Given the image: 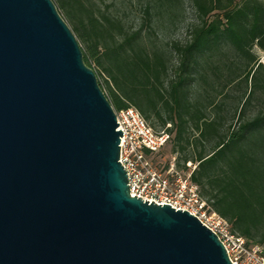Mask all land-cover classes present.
Listing matches in <instances>:
<instances>
[{
  "label": "water",
  "instance_id": "95a60500",
  "mask_svg": "<svg viewBox=\"0 0 264 264\" xmlns=\"http://www.w3.org/2000/svg\"><path fill=\"white\" fill-rule=\"evenodd\" d=\"M52 0H0V264H231L186 211L131 197L121 130Z\"/></svg>",
  "mask_w": 264,
  "mask_h": 264
},
{
  "label": "trees",
  "instance_id": "16d2710c",
  "mask_svg": "<svg viewBox=\"0 0 264 264\" xmlns=\"http://www.w3.org/2000/svg\"><path fill=\"white\" fill-rule=\"evenodd\" d=\"M52 1L113 110L134 108L167 132L172 152L183 155L176 168L193 162L201 197L264 251V0H187L195 22L171 43L158 19L171 21L183 0H142L137 28L92 0ZM223 112L237 127L224 129Z\"/></svg>",
  "mask_w": 264,
  "mask_h": 264
},
{
  "label": "built area",
  "instance_id": "2783aa9c",
  "mask_svg": "<svg viewBox=\"0 0 264 264\" xmlns=\"http://www.w3.org/2000/svg\"><path fill=\"white\" fill-rule=\"evenodd\" d=\"M259 63L264 65V54ZM113 111L119 124L116 131L123 133L119 162L127 174L130 196L149 204L168 205L197 218L221 242L231 264H264L263 249L232 233L228 222L201 197L191 180L196 166L187 163V170L180 171L175 158L164 169L154 163V157L170 142V135L165 131L156 133L134 108Z\"/></svg>",
  "mask_w": 264,
  "mask_h": 264
},
{
  "label": "rangeland",
  "instance_id": "374dc122",
  "mask_svg": "<svg viewBox=\"0 0 264 264\" xmlns=\"http://www.w3.org/2000/svg\"><path fill=\"white\" fill-rule=\"evenodd\" d=\"M94 1L102 11H105L108 9L109 12L113 13L116 17L123 19L128 25H130L133 28H137L139 25L138 21L141 16V8L140 4L142 3V0H139V4H134L132 6L130 4L131 0H92ZM136 3V2H135ZM64 21L67 23L69 28L71 29V25L65 19V16L63 13L57 9ZM195 22V14L192 11L189 3L187 0L182 1L181 9L177 11L175 14V17L169 21L167 18H160L158 19V33L161 39H163L164 43H171L173 41H183L186 38V29L187 27ZM72 30V29H71ZM256 51V50H255ZM230 98L226 99L224 103H226V111H230V107L233 106V101L231 98L237 95L235 91H231ZM252 109L248 110V115L251 116L253 114ZM223 119H224V129L226 130L229 125H232L233 127H237L239 121L238 118L235 116V118H232V112L228 115H226L225 112H223ZM149 124V123H148ZM150 125V124H149ZM169 127V125L167 126ZM153 130L156 131V129L153 128ZM159 128H157V131ZM173 140H171L167 146L156 156L154 157V163L159 168H166L172 158H175V164L180 160L182 154L173 153ZM193 166H196L193 162L191 163ZM182 165V163L180 164ZM180 171H186L183 168L179 169Z\"/></svg>",
  "mask_w": 264,
  "mask_h": 264
}]
</instances>
